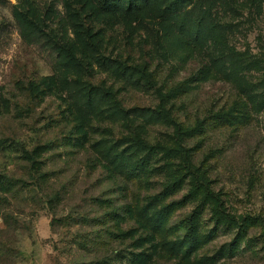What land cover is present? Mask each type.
Here are the masks:
<instances>
[{
  "label": "rangeland",
  "instance_id": "rangeland-1",
  "mask_svg": "<svg viewBox=\"0 0 264 264\" xmlns=\"http://www.w3.org/2000/svg\"><path fill=\"white\" fill-rule=\"evenodd\" d=\"M0 264H264V0H0Z\"/></svg>",
  "mask_w": 264,
  "mask_h": 264
},
{
  "label": "trees",
  "instance_id": "trees-1",
  "mask_svg": "<svg viewBox=\"0 0 264 264\" xmlns=\"http://www.w3.org/2000/svg\"><path fill=\"white\" fill-rule=\"evenodd\" d=\"M175 2L176 0H171V2ZM183 1V0H182ZM189 25H188V27H190L192 24H193V22L192 21H190L189 23H188ZM195 24V23H194ZM193 24V25H194ZM197 26V25H196ZM174 183V182H173ZM168 185V184H167ZM169 186V185H168ZM198 207L197 208H195V210L191 213V215L188 217V219H187V225H186V228H187V230H186V237L188 238V240L189 241H191V243H193V242H196L197 241V237H196V235H195V231H194V218L196 217V215H195V213L198 211ZM195 216V217H194Z\"/></svg>",
  "mask_w": 264,
  "mask_h": 264
}]
</instances>
